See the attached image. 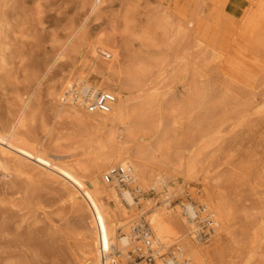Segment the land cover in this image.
Segmentation results:
<instances>
[{
  "label": "bare ground",
  "instance_id": "6f19581e",
  "mask_svg": "<svg viewBox=\"0 0 264 264\" xmlns=\"http://www.w3.org/2000/svg\"><path fill=\"white\" fill-rule=\"evenodd\" d=\"M108 1L90 0L87 20L98 22V29L91 33L84 25L75 31L54 62L68 60V70L54 75L48 86L60 130L58 141L47 148L44 142L27 137L24 131L32 111L29 102H23L13 121L0 129V164L13 163L18 172L31 170L61 186L68 200L86 214L87 227L76 240L75 264H99L94 208L105 239L118 254L116 263L126 264L131 244L128 219L137 212L138 199L143 200L142 215L149 214L156 243L165 248L177 244L179 261L186 256L189 264L251 263L264 241V214L245 242L237 232V207L223 188V176L211 178L214 186L209 176L202 182L208 198L203 206L212 210L218 224L208 242L192 238L189 222L179 211L168 209L174 195L189 193L179 179L193 177L199 154L194 152L185 161L173 159L178 142L168 139L167 113L162 107L174 100L184 110L198 111L199 124L211 122L206 128L210 133L216 130L215 123L222 126L225 119L264 124V0H157L160 7L152 15L141 11L142 0H124V13L113 17L101 7ZM3 27L0 46L7 45L8 39ZM186 40L195 51L177 55L175 45ZM239 40L255 53L251 75L212 80L204 69L210 64L205 59L209 55L217 69L219 64L224 67ZM7 49L0 47L3 62ZM242 51L236 53L237 61ZM103 52L111 53L112 59L105 60ZM173 58L184 73L192 74L191 88L180 91V96L177 90L167 89V69ZM253 82H257L255 88L246 87ZM73 83L114 94L110 112L90 114L77 104L65 103L63 93ZM52 133L53 129L46 135ZM117 165L132 169L133 181L127 188L105 181L108 170ZM148 190L155 191L166 207L154 211L152 201L144 199ZM186 207L193 212L192 206ZM12 262L11 257L4 260V264Z\"/></svg>",
  "mask_w": 264,
  "mask_h": 264
},
{
  "label": "rangeland",
  "instance_id": "374dc122",
  "mask_svg": "<svg viewBox=\"0 0 264 264\" xmlns=\"http://www.w3.org/2000/svg\"><path fill=\"white\" fill-rule=\"evenodd\" d=\"M141 2V11L150 15L160 7L157 0ZM101 7L113 17L122 15L126 4L124 0H111ZM90 10V0H0V28L4 26L2 34L8 35L7 45L0 46L8 48L6 61L0 57V129L13 121L23 102H29L32 112L25 134L33 142H44L47 148L56 144L60 130L55 124L48 86L54 75L68 70V60L55 65L54 62L75 31L85 25L88 32H96L99 23L93 18L87 20ZM187 42L175 45L177 55L195 51L192 43ZM221 45L217 47L220 49ZM205 60L210 64L204 69L212 80L222 82L223 76L232 77L220 64L217 69L209 55ZM167 72L168 91L191 88L192 74L184 73L175 58ZM257 82L246 87L253 89ZM177 102H166L162 107L167 113L168 139L171 143L176 139L178 142L172 157L185 161L194 152L199 156L193 177L179 179L189 193L174 195L168 209L179 211L185 220L184 205L208 203L202 185L205 177L209 176L208 181L214 186L211 178L223 176V188L237 207V232L246 242L264 214V124L257 121L241 124L236 119H225L222 126L215 123L216 130L210 133L206 128L211 122L199 124V112L184 110ZM52 129L53 133L47 136ZM77 158L84 159L81 155ZM3 165L0 164V264L8 257L13 259L12 264H75L76 240L87 227L86 214L68 200L61 186L31 170L18 172L13 163ZM144 199L152 201L154 211L166 207L153 190L144 193ZM137 202V212L128 219V235L135 221L143 218L149 223V214L142 215L143 200ZM189 227H192L190 223ZM178 248L173 243L166 250L177 256ZM129 250L126 249V264H133ZM249 264H264V241Z\"/></svg>",
  "mask_w": 264,
  "mask_h": 264
},
{
  "label": "built area",
  "instance_id": "2783aa9c",
  "mask_svg": "<svg viewBox=\"0 0 264 264\" xmlns=\"http://www.w3.org/2000/svg\"><path fill=\"white\" fill-rule=\"evenodd\" d=\"M107 61L112 59V54L102 53ZM62 100L65 103L77 104L90 114L109 113L116 101L114 94L105 91H96L90 84L73 83L63 93ZM105 181L115 185L117 188H125L133 181L131 167L117 165L111 167L105 175ZM190 212L186 205L183 206V215L192 225L190 235L200 242L209 241L218 227L211 213L203 205L196 206ZM92 218L97 234V252L99 264H117V253L105 239L103 223L95 208ZM131 244L128 254L133 264H189L187 261H179L174 254H169L164 246L156 243V239L150 224L145 219L135 221L130 230Z\"/></svg>",
  "mask_w": 264,
  "mask_h": 264
},
{
  "label": "crops",
  "instance_id": "0c3cea01",
  "mask_svg": "<svg viewBox=\"0 0 264 264\" xmlns=\"http://www.w3.org/2000/svg\"><path fill=\"white\" fill-rule=\"evenodd\" d=\"M245 44H243L240 40L237 41L234 48H232L230 53V58L228 63L223 67V69L227 72V69L230 73V76L237 77V78H247L250 74V65L252 63V55L255 53L252 52L251 48L247 46V48L244 47ZM243 49V56L240 57V59L237 61L236 53L241 51ZM233 63H238L236 66H232Z\"/></svg>",
  "mask_w": 264,
  "mask_h": 264
}]
</instances>
